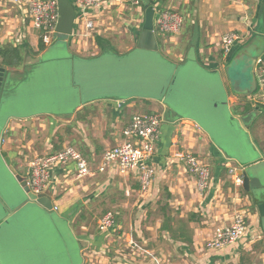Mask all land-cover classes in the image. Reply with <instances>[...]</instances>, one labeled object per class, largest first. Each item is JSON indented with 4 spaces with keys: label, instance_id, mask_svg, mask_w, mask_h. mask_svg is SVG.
Listing matches in <instances>:
<instances>
[{
    "label": "crops",
    "instance_id": "1",
    "mask_svg": "<svg viewBox=\"0 0 264 264\" xmlns=\"http://www.w3.org/2000/svg\"><path fill=\"white\" fill-rule=\"evenodd\" d=\"M166 9L179 13L184 24L177 36L156 33L157 53L176 68L190 62L192 67L185 68L186 74L192 75L194 81L201 80L199 83L190 82L187 87L190 96L184 109L192 111V116L188 112L178 119L171 117L170 108L162 101L140 94L134 85L123 81L93 84L87 88L73 83L74 72L86 70L84 67L103 72L104 76L111 70L109 67L124 69L136 54L142 26L154 23L157 12ZM87 18L93 22V29L88 31L87 37H79L84 26L76 17L72 36L67 41L66 60L70 63L71 75L67 85L71 95L66 90L64 100L67 99L63 101L66 103L74 96L71 113L63 114L66 111L60 103L38 107L36 103L24 109L20 116L16 115L19 119L8 118L5 128L0 126V133L3 131L0 149L8 154L11 165L15 164L13 169L18 175L25 176L27 163L39 156L29 151L31 154L24 158L25 164L19 165L12 145L14 135L26 126V122L52 119L62 111L66 117L61 119L68 120L69 124V145L86 159L92 171V176L82 179L76 178L73 167L53 173L52 203L80 246L82 264H264V211L263 214L258 211L259 202L241 186H235L234 177L228 174L229 169H234L237 174L246 166H232L231 161L243 164L222 151L210 131L214 129L212 112H222L214 109L212 104L222 102L224 98L218 96L212 103L203 97L207 93L211 99L213 95L207 92L206 84L211 80V74L221 73L220 80L227 93L226 111L238 122L244 117L243 105L249 102V95L244 97L229 92V83L222 74L236 56L254 54L257 61H262L252 70L258 86L256 70L264 67V0H140L137 7L89 11ZM227 33H234L238 40L231 51L224 54L220 41ZM39 39V33L22 10L6 1L0 3V43L17 46L23 57L18 68L0 64L9 76L16 77L15 83L10 79L13 87L25 83L27 73L39 74L41 83L53 81V77L46 76L47 72L43 73V67L39 68L46 58L36 61L53 45L39 50ZM53 56L50 64H56ZM31 64L34 68L28 67ZM122 79L125 81L124 77ZM151 112L161 113L163 122L152 159L155 169L152 187L146 195H140L137 192V172L120 174L115 167L103 171L98 167L103 153L123 140L122 130L130 118ZM61 119L55 117V120ZM245 129L249 134V128ZM248 137L251 141L248 166L261 165L264 168V125L253 131V138ZM172 144L181 151L194 154L207 165L210 187L203 195L196 192L195 181L184 166L168 156ZM54 152L57 151L48 154ZM261 201L264 202V194ZM110 209L113 212L108 211ZM93 213L101 215L98 218ZM105 213H112L115 218V225L108 233L98 229L99 219ZM236 213L245 216V235L221 250L206 249L205 242L215 229L228 227ZM163 217L182 221L184 227L179 228L173 222L166 227ZM90 218L95 219L94 226L89 222ZM15 231L5 233L7 231L0 229V264L23 263L22 259L14 257ZM183 231L184 240L179 237Z\"/></svg>",
    "mask_w": 264,
    "mask_h": 264
},
{
    "label": "rangeland",
    "instance_id": "2",
    "mask_svg": "<svg viewBox=\"0 0 264 264\" xmlns=\"http://www.w3.org/2000/svg\"><path fill=\"white\" fill-rule=\"evenodd\" d=\"M65 39L66 41L69 40V38ZM52 45L53 46H51L45 56L36 61L39 62V60L41 61L43 58H46L43 59V64H40L41 66L39 68L43 67V73L47 72L48 74L46 76L53 77V81L41 83V79H39L41 76L39 74H34L33 76V74L30 75L27 73L28 80L17 90L13 91L16 94L14 99L9 103L4 101L5 98L1 99L0 126H4L5 128L9 123L8 118L12 119L15 117L16 119V115L20 116L21 112H25L24 109H28L30 105L34 106L36 103L37 107L44 104H46L45 106H51L60 103L66 111L63 114L68 115L71 113L74 104V96H71V99L69 98L66 103L64 101L67 98L62 102L63 97L65 96V89L71 95L67 85L70 73L69 62L66 60L69 45L64 42L63 38L58 37L57 35L55 36ZM51 56L54 57L52 60L55 61L56 64H50ZM255 57L256 56L253 54L250 61L254 62ZM47 59L49 60L48 62L46 61ZM48 63L50 65H48ZM30 66L31 68H34L32 64L28 67ZM36 68L38 69V66ZM45 69H50V71ZM109 69H111L110 71H113V67H109ZM222 75L226 77L225 71ZM14 78L10 75V79L13 83L16 82ZM144 85L146 86L147 83ZM245 85L244 88L237 89L229 83V92H240L239 94L249 96L258 93L256 91L257 86L255 89L254 85L250 87V89H253V93H243V89L244 91H247L248 88V85ZM222 88L224 89L223 85ZM34 89H36V91L40 90V94L37 96L36 100L38 102L28 100L31 99L32 95L28 98H25L26 96L23 97L24 93H29ZM156 94L159 95V92ZM225 94L227 97L226 91ZM214 95L219 96L218 94ZM208 105H210V103H208ZM212 106H214V104ZM234 106L235 105H233V107ZM251 109L252 108L247 110L249 112L242 113L244 116L248 113L251 115V119L247 125L249 128V134L243 129L240 122L232 120L231 118H220L219 116L212 114L211 120L214 125V130L210 129L211 133L214 134L215 139L226 153L234 156L237 158L238 162H242L243 164L239 165L238 163L231 161L229 163L232 166L236 165L240 167L248 166L250 164L248 153L250 151L251 141L248 136L253 138V131L264 125V109L260 108L258 111ZM236 113H239V111L236 110ZM63 114L61 111L57 116H53L52 119L43 118L35 121H28L25 123L26 126L14 135L12 145L16 154L15 158L17 162L19 161L20 163L19 165L25 164L24 158H28L31 154L29 151L39 156H43L53 150L59 151L63 147L70 146L69 124L67 122L68 120L61 119L62 116H64ZM55 117L60 118L61 120H55ZM38 124H43V127L39 128ZM201 124L204 125L203 122H201ZM2 134L3 131L0 133V143ZM28 146L30 147L29 149ZM12 166L14 167L15 164L12 163ZM246 168L247 167H244V169ZM17 172L20 173L21 171L17 170ZM19 176L21 177L23 175L20 173ZM10 190H16L19 194L21 193L18 184L14 181V177L8 172V169L4 167L3 162L0 161V196L7 198L10 194ZM56 194L58 197V193ZM18 201V203H21L23 199L20 198ZM18 203L14 206L19 205ZM108 211L113 212L111 209ZM58 213V211L54 210L48 212L37 205H28L16 213L10 219L8 225H3L2 232L7 231L5 233H14L15 230L12 229H16L15 233L17 234L14 236L15 238L13 240L14 249H16V252L14 251V257L16 260L22 259V264H63L66 255H68L73 257L74 263L72 264L83 263L80 255V248L71 235L69 225L64 219L59 217ZM100 215L101 213H93L94 217L99 218ZM92 218H90L89 222L94 226L95 219ZM3 219L0 211V222H3Z\"/></svg>",
    "mask_w": 264,
    "mask_h": 264
},
{
    "label": "built area",
    "instance_id": "3",
    "mask_svg": "<svg viewBox=\"0 0 264 264\" xmlns=\"http://www.w3.org/2000/svg\"><path fill=\"white\" fill-rule=\"evenodd\" d=\"M23 11L33 29L39 33V37L45 46L55 40V27L58 22L57 0H0ZM75 9V20L83 21L84 29L79 37H87L88 31L93 29V22L87 18L89 11L111 8L137 7L140 0H71ZM182 16L174 10L166 9L157 12L154 19V32L164 36H177L183 28ZM238 37L234 33L222 36L220 46L224 54H228ZM262 63L258 60L257 64ZM257 94L247 99L253 101L264 100V67L256 70ZM163 122L161 113H140L130 118L129 123L122 130L123 140L114 148L106 150L101 156L98 170L103 171L109 167H115L120 174L137 172L138 193L146 195L152 187L155 176L152 159L154 148L158 141L160 125ZM168 156L183 165L185 170L195 181V189L199 195H203L210 187V173L207 165L202 163L192 153L179 150L175 144L171 145ZM26 175L22 178L27 191L35 196L44 194L47 189L53 194L55 183L54 171L73 167L76 178L92 176L89 163L82 155L70 146L61 150L31 159L27 165ZM228 174L234 177L235 186H241V180L236 176L234 169H229ZM53 196V195H52ZM52 202V197H51ZM52 210L57 207L52 203ZM115 225L112 213H105L98 222V229L108 233ZM246 233L245 216L236 213L228 227L215 229L212 237L205 242V248L218 251L234 244Z\"/></svg>",
    "mask_w": 264,
    "mask_h": 264
},
{
    "label": "water",
    "instance_id": "4",
    "mask_svg": "<svg viewBox=\"0 0 264 264\" xmlns=\"http://www.w3.org/2000/svg\"><path fill=\"white\" fill-rule=\"evenodd\" d=\"M57 9L59 17L55 27V33L58 37L63 38L64 42L67 43L65 38H70L73 33V25L76 16L75 9L71 3V0H57ZM135 52L136 54L134 58L130 60L129 64H127L124 69L120 68L113 70L112 72L109 71L108 74H105L106 76H104L103 72H95V69L91 67L90 69L84 67V69L86 70L81 69L76 73L74 72L73 83L79 86L86 85L87 88L88 86L93 87V84H116L120 81H123L127 85L129 83L130 85H134L137 91H140V94H147L158 101H162V103L170 108L171 117L178 119L182 117V115H187L189 110L184 109V105H187L186 99L190 96L187 87L190 86V82H201V80L198 78L194 81L192 75L186 74L188 68L192 67V64L189 62L186 63V65L183 67L176 68L164 61L158 55V44L156 40V33L154 32L153 23H145L142 26L141 32L137 39ZM251 57L252 54H250V56L244 54L236 56L229 62L228 66L225 69V78L227 79L228 83H230L237 89L244 88V85L247 84V91H244L243 89V93L247 94L253 93V89H250L252 85H254L256 89V82L254 79L255 71L252 70H255L257 59L252 62L250 61L252 59ZM186 67L187 70H185ZM69 76L71 77V75ZM122 77L125 78L126 82L122 79ZM210 77L211 80L207 82L206 88L207 92L209 91V93L213 95L211 96L212 100L209 99L207 93L203 97L210 100L209 102L213 103V101L218 97L214 94L219 95L221 91L219 97L224 98V100L222 102H214V106L212 107L214 109H221L222 112L212 113H214L216 116H219L220 118H231V116L226 111L227 97L224 91L225 89L222 88L223 84L220 80V73L211 74ZM109 78L111 80H108ZM145 83H147L146 86L144 85ZM19 87L20 85L13 87L9 73L4 67L0 66V101L1 99L5 98L4 101H7L8 103L11 102L16 96L15 92L13 91L17 90ZM212 88L213 90H211ZM71 91L73 92L75 91V89L73 88V90ZM157 92H159V95L156 94ZM235 93L239 94L240 92ZM39 94L40 90L36 91V89H34L29 93H24L23 97L26 96L25 98H28L30 95H32L31 99L28 100L36 101ZM246 105H250V108L254 107L253 109L255 111H258L260 108L264 109V100L244 103L243 106L245 107ZM188 114L191 116L193 115L192 111H190ZM250 119L251 115L250 113H248L240 120V124L244 130H246L245 128H248L247 125ZM214 140L221 148V146L215 139V136ZM221 150L224 151L223 148H221ZM226 154L228 155V153ZM0 161L3 162L4 167L8 169V172L12 174V176L14 177V181L18 184V187L21 190L20 194L16 190H10V194L7 198L0 196V211L4 218L3 222H0V229L1 227H3V225H8L10 219L28 205H37L48 212L52 211V193L49 189H47L44 194L38 196L29 193L25 188V182L13 169L8 154L1 149ZM246 167V169H239L236 176L241 180V188L243 189V191L246 193H251V195H253V199L259 202L257 204V209L261 214H263L264 202H262L261 200L264 194V168L261 165H250ZM20 198H22L23 201H21V203H18V200H20ZM17 203L19 205L14 206ZM72 263H74L73 257L66 255L63 264Z\"/></svg>",
    "mask_w": 264,
    "mask_h": 264
},
{
    "label": "trees",
    "instance_id": "5",
    "mask_svg": "<svg viewBox=\"0 0 264 264\" xmlns=\"http://www.w3.org/2000/svg\"><path fill=\"white\" fill-rule=\"evenodd\" d=\"M45 45L42 43L41 39H39V50H43ZM23 61L21 50L17 46H13L10 44H1L0 43V64L7 68H18ZM250 105H246L244 107V111L246 112L250 107ZM163 212L166 213V209H163ZM164 218V225L166 227L169 226L171 222H173L176 226L178 225L179 228L184 227V222L182 221H173V219H169L167 217ZM191 220V217H190ZM180 238L184 240V231L180 233ZM189 242V238L186 239Z\"/></svg>",
    "mask_w": 264,
    "mask_h": 264
}]
</instances>
